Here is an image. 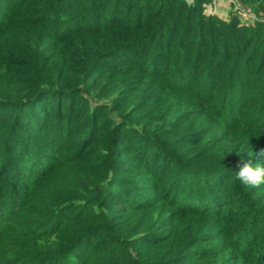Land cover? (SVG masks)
I'll return each mask as SVG.
<instances>
[{"label": "trees", "instance_id": "obj_1", "mask_svg": "<svg viewBox=\"0 0 264 264\" xmlns=\"http://www.w3.org/2000/svg\"><path fill=\"white\" fill-rule=\"evenodd\" d=\"M208 1L0 0V264H264V0Z\"/></svg>", "mask_w": 264, "mask_h": 264}, {"label": "clouds", "instance_id": "obj_2", "mask_svg": "<svg viewBox=\"0 0 264 264\" xmlns=\"http://www.w3.org/2000/svg\"><path fill=\"white\" fill-rule=\"evenodd\" d=\"M257 155L264 158V148H261ZM237 179L243 184L252 187L264 184V162L257 163L255 167L251 162L243 163L237 172Z\"/></svg>", "mask_w": 264, "mask_h": 264}, {"label": "rangeland", "instance_id": "obj_3", "mask_svg": "<svg viewBox=\"0 0 264 264\" xmlns=\"http://www.w3.org/2000/svg\"><path fill=\"white\" fill-rule=\"evenodd\" d=\"M236 1L239 3L238 0ZM235 5L236 3L230 0H209L206 3L204 9L206 13H215L222 18H226L228 17L231 10H235ZM192 222H196V219H194Z\"/></svg>", "mask_w": 264, "mask_h": 264}, {"label": "built area", "instance_id": "obj_4", "mask_svg": "<svg viewBox=\"0 0 264 264\" xmlns=\"http://www.w3.org/2000/svg\"><path fill=\"white\" fill-rule=\"evenodd\" d=\"M230 1L236 3L234 9L238 11L239 15L241 16V21L249 22V21H254L256 19V16L249 7L237 3L236 0H230Z\"/></svg>", "mask_w": 264, "mask_h": 264}]
</instances>
